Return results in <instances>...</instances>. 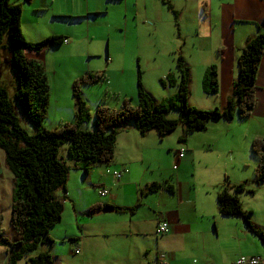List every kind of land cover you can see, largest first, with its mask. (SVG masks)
<instances>
[{
    "label": "crops",
    "instance_id": "1",
    "mask_svg": "<svg viewBox=\"0 0 264 264\" xmlns=\"http://www.w3.org/2000/svg\"><path fill=\"white\" fill-rule=\"evenodd\" d=\"M78 1L75 3L83 7L78 13H53V2L46 8L51 10V14L76 18L102 14L89 9L93 6L89 0H82V5ZM115 1H123L126 6L130 4L131 8L138 7L140 10L147 8L149 3L160 2L174 19L176 38L181 44L176 57L181 56L189 70L188 106L194 108L191 93L196 66L194 59L199 56L201 93L214 100H203L199 96L197 108L212 110L224 107L237 77L236 59L241 48L249 38L263 31L264 0ZM34 2L31 0L30 4ZM10 3L16 4L11 0ZM59 36L67 39L66 36ZM211 65L216 66L218 78V93L214 96L205 94L202 88V79ZM174 76L177 77V73ZM255 86L256 104L247 118H235L230 122L211 121L204 132L189 134L185 142H178L183 128L177 127L173 132L177 133L179 129V150L171 167L172 171H176L174 176L170 172L162 175V171L156 174L151 170L150 163L155 159L156 149L163 138L155 131L140 135L131 124L119 130L114 157L108 165L102 164L105 170L100 180H83L89 173L84 175L82 170L73 169L71 162L61 220L48 234L53 242L49 249L53 264H236L241 258L251 257L264 264V245L249 231L243 218L219 213L216 196L224 188L235 186L234 173L228 172L227 157L222 159L216 152L208 153L213 142L216 145L225 142L222 152L226 154L231 150L234 153V132L241 128L242 132L249 133L251 139H264V51ZM165 99L168 98L154 102L160 104ZM131 100L133 104L137 103V98ZM98 105L101 104L97 102L94 109ZM74 112L70 122L74 121ZM89 117L83 125L87 130L92 129L91 111ZM235 121L237 125L245 124L246 127L247 123L256 126L260 122L263 126L259 125L256 131L245 126L236 129ZM214 147L215 144L213 150ZM3 156L0 152V159L4 161ZM184 164L198 175L194 180H180ZM230 168L234 170V162ZM146 170L150 172L148 177H145ZM114 171L120 173V179L114 178ZM71 174H74V180H70ZM3 176L6 180H0V214L3 216L4 236L14 242L18 236L9 227L14 180L10 179L11 174L7 171ZM239 184L245 185V181ZM153 185L156 189H150ZM245 188L248 189V186L245 185ZM100 189L106 190L107 194L99 196L97 191ZM229 192L232 193V190L229 189ZM246 194L242 192L238 195L240 204L244 211L250 212L248 219L251 226L264 233V183L254 187L251 202L245 200ZM96 204L132 211L87 217L86 211ZM162 220L169 224V232L157 236L155 229ZM45 250L46 247H41L38 253ZM33 256L30 254L16 264H27L28 258ZM6 258V249L0 247V264H6Z\"/></svg>",
    "mask_w": 264,
    "mask_h": 264
},
{
    "label": "trees",
    "instance_id": "2",
    "mask_svg": "<svg viewBox=\"0 0 264 264\" xmlns=\"http://www.w3.org/2000/svg\"><path fill=\"white\" fill-rule=\"evenodd\" d=\"M27 2L29 0H26ZM168 8L171 7L168 5ZM21 7L0 0V150L4 164L14 180L11 198L9 226L18 236L11 242L4 236L3 216L0 214V247L6 249V264H16L22 258L46 247L45 251L28 258L27 264H53L49 249L53 242L49 231L60 223L63 201L66 199V183L69 166L60 146L68 143L67 160L73 169L86 175L95 165H108L114 157L116 136L126 124H131L140 134L155 131L160 138L183 128L178 142H185L189 134L204 132L211 121L230 122L235 118L243 120L250 116L256 104V75L264 51V28L249 38L236 59L237 77L223 108L197 110L188 106L189 70L181 56L176 57L177 77L168 73L160 79L161 86L176 89L175 94L156 104L144 90L140 73H137V105L130 99H121L119 109L113 110L98 105L93 115L92 129L83 125L90 119L85 104L80 99V87L95 86L104 80L103 74H87L78 77L71 84L74 99V121L61 122L52 130L41 128L49 100V85L41 62L26 56V52L39 53L42 50L63 44L62 36H51L37 43L24 40L21 27ZM11 75L13 89L8 91L5 77ZM202 88L207 95L218 93L216 66L211 65L203 79ZM172 109L178 113L176 119L166 117ZM20 116L34 126L28 134L20 126ZM251 153L256 159L253 183H264V139H253ZM156 189V185L150 189ZM232 190V193L229 192ZM224 188L216 196L218 211L223 216H240L249 230L264 245V233L253 228L243 210L238 195L246 190L243 184ZM171 193V189L167 188ZM59 193V195H58ZM132 209L96 204L85 213L92 217L99 213H125ZM71 240V239H70Z\"/></svg>",
    "mask_w": 264,
    "mask_h": 264
},
{
    "label": "rangeland",
    "instance_id": "3",
    "mask_svg": "<svg viewBox=\"0 0 264 264\" xmlns=\"http://www.w3.org/2000/svg\"><path fill=\"white\" fill-rule=\"evenodd\" d=\"M30 1L11 0L21 7L20 27L24 40L28 43H37L53 35H63L68 39L66 43L48 47L37 54L25 53L27 57L41 62L49 85L47 110L40 124L44 130H52L61 122L71 121L73 111H75L71 84L83 75L99 73L104 76V80L98 85L82 86L79 90L80 99L85 104L89 115L91 111L92 116L97 102L105 107L109 106V109L117 110L121 99L126 97L130 99L132 106H136L137 103L133 104L131 99L137 98V73H140L144 90L155 102L170 98L175 94V88L168 85L163 87L159 83V80L164 79L167 73H177L175 61L178 53L176 51L181 48L176 38L173 16L160 2L149 3L147 8L140 10L138 7L131 8L130 4L126 6L123 1L89 0V3L93 4L89 9L102 14L76 18L77 16L66 14H51V10L48 11L46 7L53 2V13H78L83 7L75 3L77 0H35L33 4H30ZM83 1L78 2L82 5ZM200 60L199 56L194 59L196 66L191 91L194 109L197 110H199L197 108L199 96L203 97V100H214L213 97H207L201 93L202 72H198V67L201 66ZM10 78L11 75L8 74L4 80L9 92L13 89V83L10 81L12 78ZM166 117L176 119L178 113L170 109ZM20 119V126L28 134H32L34 126L23 116H20ZM247 124L248 127L245 124L237 125L236 122L235 127L239 129V126H245L249 130L252 128L256 131L259 125L263 126L262 122L256 126ZM242 130L241 128L234 132V153L231 150H228L226 154L222 152L226 146L225 142L217 145L213 142L208 153L215 154L216 152L222 159L227 157L226 166L229 173H234L232 174L234 185L245 181V185L248 186V189H245L254 191L257 185L253 183V172L257 162L251 153L253 139L247 131L242 132ZM178 132L179 129L177 133L163 138L157 147L155 159L150 163L151 170L156 174L162 171V175H168L170 172L174 176L176 171H172L171 167L175 153L179 150H177L179 148L177 145ZM67 147L68 143L62 144L59 154L70 165L66 157ZM0 152L3 156V152L1 150ZM233 162L234 170L230 168ZM104 170V165H97L89 170V174L83 180H100V175L104 174ZM191 170L193 169L184 164L180 170V180H194L197 174ZM4 171L9 173L4 161L0 159V180H6L3 176ZM147 172L148 170L145 172V177L149 176L150 172ZM10 179L13 180L11 176ZM70 180H74V174L70 175ZM245 198L251 202L253 197L248 193ZM36 254L38 251L31 255Z\"/></svg>",
    "mask_w": 264,
    "mask_h": 264
},
{
    "label": "built area",
    "instance_id": "4",
    "mask_svg": "<svg viewBox=\"0 0 264 264\" xmlns=\"http://www.w3.org/2000/svg\"><path fill=\"white\" fill-rule=\"evenodd\" d=\"M63 43H66V40H64ZM179 157H182V154H179ZM112 175L114 176L115 179L117 180L120 179V173L114 171L112 172ZM97 193L99 196L102 197L107 194V191L104 189H100L97 191ZM168 232H169V224L165 220L160 221L156 226L155 234L159 236L166 234ZM75 253L77 254L78 251L75 250ZM237 264H259V260L254 257L249 259L241 258L237 261Z\"/></svg>",
    "mask_w": 264,
    "mask_h": 264
}]
</instances>
